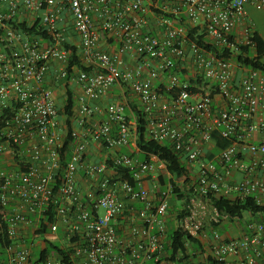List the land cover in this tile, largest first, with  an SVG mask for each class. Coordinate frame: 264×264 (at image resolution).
Wrapping results in <instances>:
<instances>
[{
    "label": "built area",
    "instance_id": "built-area-1",
    "mask_svg": "<svg viewBox=\"0 0 264 264\" xmlns=\"http://www.w3.org/2000/svg\"><path fill=\"white\" fill-rule=\"evenodd\" d=\"M0 5V234L11 241L0 264H32L34 249L46 248L34 235L51 204L57 205V220L48 235L57 237L64 228L58 241L71 264H174L161 260L172 186L154 204L142 186L154 165L120 151L136 141V116L130 120L126 104L104 109L87 102L116 86L129 87L148 138L172 146L195 180L198 198L253 199L264 206V74L235 60L242 46L255 52L248 7L264 13V0H0ZM21 6L40 12L47 41L40 37L39 44L13 27ZM65 15L73 21L77 45ZM188 25L231 56L189 43ZM101 34L115 42L114 50L99 48ZM68 46L77 48L85 68L73 67L71 77ZM126 57L136 63L133 69ZM52 66L56 81L71 80L83 91L70 119L76 143L67 160L61 152L67 118L60 120L55 89L45 85ZM167 74L162 93L154 82ZM96 116L105 119L89 123ZM90 142L103 146L110 158L90 160ZM136 203L142 208L136 210ZM260 217L236 238L216 234L205 264L209 258L216 264H263ZM189 254L196 259L194 249ZM36 264L63 263L48 256Z\"/></svg>",
    "mask_w": 264,
    "mask_h": 264
},
{
    "label": "trees",
    "instance_id": "trees-1",
    "mask_svg": "<svg viewBox=\"0 0 264 264\" xmlns=\"http://www.w3.org/2000/svg\"><path fill=\"white\" fill-rule=\"evenodd\" d=\"M16 30H20L26 35L30 36L31 39L37 37L44 38L47 41V35L42 31L40 22H36L31 27L27 23H19L17 20L11 22ZM155 34V32H151ZM187 41L189 43H195L200 48L206 51L214 52L224 58H228L231 54L227 51L221 53L220 50L214 46L205 35L201 33L199 27L187 26ZM255 52L251 51L250 47H240V53L235 57L237 64L247 68L259 70L264 74V37L259 31H254L253 39ZM68 50L72 53V59L69 64L68 72L71 77L73 74V67L78 70H84L81 60L77 54V48L68 46ZM69 77V79H70ZM166 91L162 92L165 93ZM76 94L68 89V96L60 109V116L67 118L68 133L64 135V145L61 150L62 159L67 160L70 157L72 146L75 145L76 141L72 137V130L74 125L71 122V118L75 115L76 108ZM11 113V111H10ZM9 114V112L7 113ZM135 116L137 118V130H136V147L143 157L142 159L146 162L150 161L151 157H157L158 160L163 163L166 167L165 170L160 173L159 185L162 189H166L169 185L172 186V206L177 204L181 205L178 208V220L180 226L178 228H172L168 235V243L163 245V253L161 254V260L172 262V263H185L188 264L190 259H194L189 254L191 247H194L195 251H203L202 245L197 238L187 229V225L193 220L192 208L195 200L198 198L196 193V182L191 180L189 176L191 173L186 169L184 163L173 150L172 146L166 142L152 141L147 136V124L143 118V114L135 109ZM1 120L4 117L0 118ZM1 126V123H0ZM136 153L132 154L135 158ZM16 162L19 163L21 159L17 156ZM21 169L24 170L22 163L20 162ZM124 177L129 179L132 183L131 174L129 172L124 173ZM135 185V183H134ZM204 200H210L214 212L217 216L218 222L224 220L229 223H243L247 214L252 217L264 216V206L258 205L253 199H246L241 201H230L227 198L220 196H209L208 198H202ZM87 202L86 198L84 199ZM56 204H51L47 211V219L38 226L34 237L37 240L42 239L47 244L46 248L40 252L35 251L34 258L31 260L32 264L40 263V258L44 259L48 256H54L58 258L63 264H71L69 254L62 249L59 241L64 237V228H60L58 236L48 235L49 226L54 223L56 218ZM217 222H214V225ZM11 241L7 236L0 234V260L5 261V247L10 244ZM194 264V263H193ZM209 264H216L214 260L209 258Z\"/></svg>",
    "mask_w": 264,
    "mask_h": 264
},
{
    "label": "crops",
    "instance_id": "crops-1",
    "mask_svg": "<svg viewBox=\"0 0 264 264\" xmlns=\"http://www.w3.org/2000/svg\"><path fill=\"white\" fill-rule=\"evenodd\" d=\"M3 8H4V6L0 5V9H3ZM65 17H66V15H65ZM66 18H67V29L69 30L68 32L70 33L71 42L74 43L75 45H77L78 39L74 34L73 21L71 20V17L69 15ZM16 20L19 23H27L28 26L31 27L36 22H40V12H31V11L25 9L23 6H21V9L17 15ZM251 22H252L254 29L256 31H259L256 28V26L252 20H251ZM155 33H157V32H155ZM0 35H1V30H0ZM72 38L73 39L75 38L74 42H73ZM32 40L40 44V37H37V38L32 39ZM44 45H46V44L44 43ZM114 45H115V42H113V40H111L107 35H105V34L100 35L99 48L102 51L114 50V48H115ZM126 60L129 64L130 68L133 69L136 63L131 62L130 61L131 58H129V57H126ZM55 75H56V68H55V66H52V68L50 70V77L48 78L45 85L47 87H52L53 89H55L57 101H58V106L60 108L63 107V105L67 99V96H68V89L73 91L76 94V99H77L76 104H77V102H79V100L81 98H83L82 89L75 82H73L71 80L56 81ZM167 76H168V74L154 82L155 89H157L160 92L165 91V87L167 85ZM240 77L241 76L238 73L236 81L239 82ZM87 102L92 106H100L104 109L109 104H114V103L126 104L127 105L126 113H127L128 117L130 118V120H132V121H134V118H135V109L139 110V103L136 100L135 96L129 90V87L127 88V87L116 86L102 99H100V100H88ZM62 119H63V117L61 116L60 120H62ZM104 119H105V116H96L89 123H92V124H94L95 122L101 123L104 121ZM81 130H83V128H80V131ZM89 151L91 153L90 154V160H93L95 162H102V161H105V160L110 158V154H109L108 150H106L103 146L97 145L93 142H90ZM102 151L104 154L100 155V152H102ZM120 151H121V153H125V154H128L130 156H132V154L136 153V156H135L136 159H138L139 161H142V162H146L142 159L143 157L140 155V153L136 147L135 141L132 142L129 147L124 148ZM149 162L154 165L155 169L153 172L145 175V178H143V180H142V182H143L142 186L150 191L151 198H152L154 204L157 205L161 199V194L164 191V189H162L160 187V185H158L159 181H160L159 178H160V173H161V172H159L158 169H162L161 171H163L166 169V167L163 163H161L158 160L157 157H151ZM155 184H157L158 187H155ZM79 186H80L81 192L85 195L86 191L88 190V183L83 179L80 181ZM172 201L173 200H172V196H171L170 201H169V209L173 208ZM134 205H135L136 210H139L142 208V204H140V203H136ZM177 205H179V204H177ZM177 205L175 207H177ZM170 219H171V217L169 215H167V228L171 224V223H169ZM253 219L254 220L256 219V221H259L261 219V217L256 216V217H253ZM224 224L225 223H223L221 226H224ZM169 228L172 229L173 228L172 225H170ZM245 231H246V228H244L243 231L238 232V233L236 231H231L230 229H228V231L225 234L220 235V236L223 239H231V238H236V237L240 236ZM167 239H168V234L166 237V244L168 243ZM200 241H202V243H205V241H203V240H200ZM202 243H201V245H202L203 251H197L196 252L197 257H195L196 259H192V260L190 259L188 264H193V263L205 264V263H207V261L206 262L203 261L204 255L207 256L208 253L205 251L206 248L203 247ZM196 254H195V256H196ZM149 264H151V263H149ZM174 264H185V263H174ZM231 264H236V263L233 262Z\"/></svg>",
    "mask_w": 264,
    "mask_h": 264
},
{
    "label": "rangeland",
    "instance_id": "rangeland-1",
    "mask_svg": "<svg viewBox=\"0 0 264 264\" xmlns=\"http://www.w3.org/2000/svg\"><path fill=\"white\" fill-rule=\"evenodd\" d=\"M248 12L250 19L255 24L256 28L259 30V32L264 36V13L261 11L256 10L253 7H248ZM64 119V118H63ZM103 151L100 152V155H103ZM159 172H161L162 169H158ZM172 196V195H171ZM178 208H181V205H177V207L173 206V208H170L168 210V215L171 217L169 220L170 225H172L173 228H178L180 226L179 220L177 218L178 216ZM103 211H101V214ZM192 214L194 216L193 220L190 221L187 228L188 230L193 233L198 239L199 242L202 243L203 240L205 243L203 244V247H205V251L209 253L211 249L215 246L216 239L215 235H223L225 234L228 229L231 231L241 232L246 227L247 223L256 222V219L254 220L253 217L249 214L246 215L245 221L242 223H229L228 221L224 220L223 222H218L217 216L214 212V209L212 207V204L208 200H204L202 198H197L193 204L192 208ZM214 222L218 224V226ZM223 223L224 226H221ZM170 225L168 226V232L170 233ZM226 225V226H225ZM221 237V236H220ZM168 240V239H167ZM60 245H63L60 243ZM190 249H194V247H191ZM40 249H34V251H39ZM195 250V249H194ZM35 254V252H34ZM206 256L204 255L203 261L206 262Z\"/></svg>",
    "mask_w": 264,
    "mask_h": 264
}]
</instances>
